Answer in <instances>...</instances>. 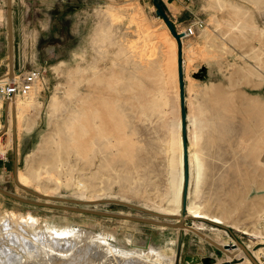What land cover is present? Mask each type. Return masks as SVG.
Here are the masks:
<instances>
[{"label": "rangeland", "instance_id": "obj_1", "mask_svg": "<svg viewBox=\"0 0 264 264\" xmlns=\"http://www.w3.org/2000/svg\"><path fill=\"white\" fill-rule=\"evenodd\" d=\"M158 1L177 30L186 28L198 19L204 21L195 35L183 39L188 144L190 146L192 139L196 142L195 148L205 169V177L199 182L195 192V182L191 183V174L189 175L187 212H183L184 184L180 206L174 211L167 209L173 208V203H167L169 193L168 188L166 189L172 154L170 143L174 137L173 129L177 116L181 117V108L178 114L174 98L175 87L170 84L164 86L163 82L149 78L146 66L142 76L146 86L142 92L135 95V103L143 112L140 116L144 119L139 117V111L138 114H132L131 120V131L135 125L134 136L137 137L139 145L143 146L136 166L142 165L133 170L134 178H123L127 167L121 162L116 166L118 169L106 173L109 177L102 174L96 179V188L100 191H95L94 194L90 191L81 193L80 186L67 178L55 182L46 177L44 183L50 187L48 191L39 187L37 181L22 183L19 178L21 170L26 171L27 166L38 164L39 158L45 153L41 148L44 146V137H49L55 131L56 125L53 124L61 121L62 116L66 115L64 110L53 116L49 103L56 91L59 95H64L71 82L68 76L70 69L75 71L78 65L82 66L84 71L81 75L84 78L92 77L95 68L103 74L114 70L117 73L123 70L132 72L133 64L124 62V59L126 55L130 59L133 56L136 59L139 50H144L145 59L161 60L163 68H168L172 60L176 64L178 41L164 18L157 14L154 0H12L16 81L22 83L23 76L27 73L38 72L39 77L35 83L39 85V89L35 98L41 101V105L38 108L31 107L25 112L27 114L22 118L23 126L20 128L17 120V95L26 99L29 94L17 93L8 101L0 94V136L3 144H8L7 149L0 152V187L26 199L171 223L183 222L184 227L161 226L34 205L1 192L0 220L8 213L23 215L25 220H32L31 230L34 233L39 229L47 230L51 226L52 228L48 229L51 234L60 228V232H63L64 228H87L101 233L118 248H146L150 244L167 247L173 259H177L180 236L183 234L180 255L175 264H204L205 257L211 258V264H222L226 260L231 261L232 255L239 259L238 261L248 256L251 260L249 264H255L253 255L257 262L264 264V230L262 235L254 233L258 215L264 210V164L261 166L257 161V155H260L264 163V151L259 153L258 149L252 147L256 145L259 134L264 130V123L258 118L260 109L264 107V51L261 49H264V38L249 33L246 38L232 36L224 39L222 36L225 29H219L215 24L216 18L232 19L237 15V11L243 20L250 19L249 22L253 21L252 24L264 29V3L256 6L252 0H225L227 5L223 3L226 7L223 5L221 10L214 0ZM7 20V0H0L1 88L10 82V79L5 77L10 69L9 62L6 61L9 56ZM100 27H110L109 31H112V40L104 44V47L99 44ZM205 28L216 33V39L212 42L214 46L212 43L206 44L200 37ZM144 61L147 63V60ZM245 68L254 71L249 74L243 71ZM134 71L137 72L135 69ZM77 74L81 77L80 73ZM88 79L79 84L82 94H90L93 100L100 94L114 95L104 86L89 82ZM165 87L170 92L165 93L169 96L171 104L159 109L160 101L156 94ZM35 88L36 84L31 92ZM178 89L177 84L180 104ZM74 101H67V106L76 105V100ZM254 114L258 115L254 117ZM26 121L34 123L31 130L25 129ZM96 169L94 165L90 171L85 170L86 175L90 176ZM80 173L76 171L75 176L79 178ZM98 182L103 183V186L97 184ZM19 184L30 187L47 198L40 197ZM162 195L165 196L163 201ZM49 197L91 203H69L48 199ZM192 197L209 212L224 215L223 223L213 222L209 217L195 219L189 216L188 204L191 203ZM100 199L124 200L150 212L114 202H95ZM157 213L180 217H161L156 215ZM238 241L243 246L239 245ZM255 251L263 258L255 256Z\"/></svg>", "mask_w": 264, "mask_h": 264}, {"label": "bare ground", "instance_id": "obj_2", "mask_svg": "<svg viewBox=\"0 0 264 264\" xmlns=\"http://www.w3.org/2000/svg\"><path fill=\"white\" fill-rule=\"evenodd\" d=\"M214 1L215 5L219 6L220 9L223 10L222 7L225 6V4H223L226 3L224 2L225 0ZM251 2L257 6L264 3V0H252ZM233 7L235 8L236 6L234 5ZM236 9L239 11L241 7L240 9ZM234 11L236 10L234 9ZM234 11H232L233 14ZM236 12L235 14L237 15H234L235 17L232 19L222 20L223 18L221 19L219 17V19H214L217 28L225 29V31L223 30L225 33L222 36L224 39L232 38V36L246 38L249 33L254 34V36L257 34L259 37L264 38L263 28H259L256 24H252L253 21L252 23L249 22L250 19L249 21L243 20L244 18L242 19L239 16V13ZM233 14L230 15L233 16ZM244 14L247 13L244 12ZM103 27H100L101 34L99 33V38L101 39V42H98L101 44V47L108 41L112 40V31H109L110 27H108V29ZM200 37L206 44H210L216 39V33H214L212 29L210 30L205 28L202 30ZM220 43L225 44L224 42ZM213 44L214 43H212V45ZM218 45L221 47L220 44ZM261 49L264 51L263 48ZM136 55V59L134 56L130 59L126 55L124 62L132 63L137 72H135L134 69L132 72L130 70H123L118 73L114 70V72L110 71L111 73L109 74L108 72L103 74L95 68L92 74L93 76L90 78L87 76L89 78L88 79L81 75L84 71L82 66L78 65L74 69L75 71L70 69L68 76L70 77L71 82L66 88L64 95H59V92L56 91L49 103V109L53 116L62 113L64 110H66V115L62 116L61 121H57L53 124L56 125L55 131L52 132L51 135L49 134V137H44V141L42 142L44 143L42 144L44 146H41V148H43L45 153L39 158V162H37L38 164L36 165L31 163L32 165L27 166L28 169H26V171H20L19 178L22 183L37 181L39 183V187H41L44 191H48L50 187L44 183L46 177L48 180H54L55 182H59L58 180L67 178L68 181L71 180L73 183L80 186L81 193H88L90 191L91 194H94L95 191H100L96 188V179H99L102 174L106 175L107 172L115 170L117 168L116 166H118L117 164L120 162L127 167L125 169L127 173L123 178L128 179L133 177V170L142 165L139 162L140 165L136 166L138 165L137 157L139 158V152L143 149V146H141L142 144L139 145L136 139L137 137L135 138L134 136L135 131L133 132V130L135 125L131 131V120L133 119L132 114L134 112L138 114L140 111L135 103V95L138 92H142L146 86L142 77L143 72L145 71L143 68L145 66L148 71L147 73L149 78L151 77V79L157 80L158 82H163L164 84L162 85L164 86L166 84H170L175 87V89L174 87L172 88L175 92L174 98L177 103L176 112H178V114L181 108V101L179 104L177 95V84L179 85L178 61L176 60L175 64V61L172 60V63L168 65V68H166V66L163 68L161 60L154 61L152 59H145L144 50L137 51ZM144 60H147V63ZM167 69L168 71H166ZM243 71L252 74L254 70L251 68H245ZM77 73H80L81 77H79ZM15 74L17 73L14 72L13 76L9 78V72L5 77L6 79H10V82H17V76ZM85 79H88L89 82H94L95 84L104 86L106 89L114 93V95L100 94L95 100L91 99L90 94L84 95L86 92L82 94L79 90V84ZM85 82L83 83L85 84ZM35 84L36 88L32 92L30 91L29 95L26 94V99L17 95V120L20 128L23 126L21 124V120L24 115L27 114L25 112L31 107L38 108V106L41 105V101L35 98V93H37L39 89V85L37 83ZM166 88L167 87H165V89L161 88L157 91L156 96L160 101L158 107L159 109L171 104L169 96L165 93L167 91ZM172 88L171 90L173 91ZM178 92L180 93V89H178ZM74 100H76V105L73 104L74 106L68 107L67 101L73 102ZM206 108L207 107H205V109ZM151 110L156 111L155 109ZM141 113L143 114V112L140 111L139 117L144 119L140 116ZM257 115L258 114H254V117ZM259 116L258 118H260V121L264 123V107L260 109ZM248 123L251 124L250 122ZM33 124V122L26 121L24 127L26 130H31ZM1 126L2 125L0 124V127ZM166 127H168V125H166ZM181 129L182 118L177 116V121L173 129L174 137L171 139L170 143L172 154L169 164L170 170L167 185L168 187H166V189L168 188L167 192L169 193L167 203H173V208H167L170 211H174L176 207L180 206L183 184H185L184 145ZM261 130H259V132ZM136 134H138V132ZM197 136L198 135H196V137ZM166 137H168V135ZM256 141V145L252 147H254L255 150L258 149L259 153L264 151V130L261 131L258 136V140ZM168 142L170 141L168 140ZM164 143L162 142V144ZM7 146L8 144H3L2 137L0 136V152L5 151ZM195 146L196 142L192 139L190 146L188 144V154L191 183L193 184V182H195L194 192L197 191L199 182L203 177H205V169L203 168L204 164L202 165L199 153L197 152ZM261 158L260 155H257V161L259 165L262 166L264 163ZM97 160H99V163H97ZM139 161H141V159ZM81 164L82 166L80 167L79 165ZM94 165L97 169L92 171L90 176H87L85 170L89 169L90 171ZM76 171L81 172L78 175L79 178L75 176ZM46 173L48 174L45 175ZM111 182L113 181L111 180ZM97 184L101 183L98 182ZM161 197V201H163V197L165 196L162 195ZM188 211L189 216L195 219L209 217L211 221L217 223H223L225 220L224 215L209 212V210H206L202 204H197L193 197L191 199V203L188 204ZM262 220H264V210L258 215V220L254 226V233L260 235L263 234L264 222ZM32 225V220L27 221L24 219L23 215H17L14 212L3 216L0 220V264H175V261H178V253L177 259H173L170 256V249L163 246H153L150 244L146 248H118L117 246L111 244L109 240L105 239L101 233H96L87 228H64L63 232H60V228L55 229V233L51 234L48 229L52 228V226L47 230L39 229L36 233H34L31 230ZM239 245L242 244L239 243ZM254 255L261 259L263 258V256L259 255L256 251L254 252ZM252 257L255 259L253 255ZM244 263H251L248 256L242 257V260L237 261L234 264ZM204 264H211V259L209 257H205Z\"/></svg>", "mask_w": 264, "mask_h": 264}, {"label": "water", "instance_id": "obj_3", "mask_svg": "<svg viewBox=\"0 0 264 264\" xmlns=\"http://www.w3.org/2000/svg\"><path fill=\"white\" fill-rule=\"evenodd\" d=\"M155 4L157 6V14L159 16H162L164 20L166 21V24L172 34L175 36V38L178 41V78H179V89H180V101H181V118H182V134H183V145H184V167H185V184H184V201H183V212L184 214L187 212L186 210V197H187V189H188V182H189V175H190V167H189V154H188V138H187V107H186V81H185V70H184V54H183V41L182 37L184 36L182 33H179L177 28L175 27L174 23L171 21L167 13L164 11L162 8L161 4L159 3L158 0H154ZM7 6H8V51H9V56L6 59L7 62H9L10 65V77L13 76L14 74V37H13V12H12V0H7ZM15 95V93H12V97ZM21 187L24 189L31 191L35 193L36 195H39L40 197L47 198V196H43L39 192L31 189L30 187L24 186L19 184ZM0 192L8 195L10 197H13L15 199H19L21 201H25L27 203H31L34 205H41V206H47V207H56V208H62V209H67V210H72V211H79V212H86V213H94L98 215H103L106 217H114V218H120V219H128L132 221H140V222H145V223H152V224H158V225H167V226H181L184 227L183 222L179 223H171V222H166V221H161L158 219H148L144 217H137V216H132V215H126L122 213H115V212H108V211H100V210H95V209H87L84 207H77L73 205H64V204H58V203H48L47 201H40V200H31V199H26L24 197H21L13 192L7 191L0 187ZM48 199H54L58 201H66L69 203H78V204H90V201H82V200H76V199H67V198H56V197H49ZM97 203L101 202H114V203H119L123 205H128L130 207H134L136 209H140L143 211H148V209L141 207L139 205L132 204L130 202L124 201V200H118V199H100L95 201ZM156 215L161 216V217H180L178 215H168L165 213H157ZM182 239H183V234L180 236V242H179V248H178V258L180 255V250L182 247ZM239 242V241H238ZM213 243V242H212ZM241 243V242H239ZM215 244V243H214ZM242 244V243H241ZM217 245V244H215ZM243 245V244H242ZM241 245V246H242ZM217 247L221 248L224 250L223 247L217 245ZM245 249V248H244ZM249 255L250 252H248ZM232 259L231 261L226 260L222 264H231L234 262H237L239 259L234 257L233 255L231 256ZM210 258V257H209ZM211 259V258H210ZM253 259V258H252ZM255 264H258L257 260L253 259Z\"/></svg>", "mask_w": 264, "mask_h": 264}, {"label": "built area", "instance_id": "obj_4", "mask_svg": "<svg viewBox=\"0 0 264 264\" xmlns=\"http://www.w3.org/2000/svg\"><path fill=\"white\" fill-rule=\"evenodd\" d=\"M204 24V21L202 19H198L195 21L193 24L187 26L184 29L178 30L179 33H182L184 36L183 38L190 37L196 34L197 30L200 29ZM15 72V70H14ZM39 77V73L36 71L29 72L25 76H23L22 83L17 81V82H10L6 84L3 88L0 90V94L4 98V100L8 101L12 99V93H17L20 92L23 95L24 94H29L30 91L33 89L34 84L36 82V79ZM1 130V127H0ZM234 243V241H233ZM258 264H260L258 262Z\"/></svg>", "mask_w": 264, "mask_h": 264}]
</instances>
